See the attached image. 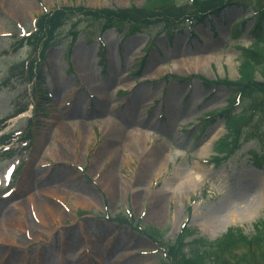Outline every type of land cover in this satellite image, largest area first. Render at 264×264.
Instances as JSON below:
<instances>
[{"label":"rangeland","instance_id":"1","mask_svg":"<svg viewBox=\"0 0 264 264\" xmlns=\"http://www.w3.org/2000/svg\"><path fill=\"white\" fill-rule=\"evenodd\" d=\"M10 1L0 0V120L29 103L37 108L42 104L45 110L9 119L0 132L13 135V157L0 156V264H162L166 257L160 247L136 230L148 226L162 232L165 243L175 240L183 224L208 241L231 227L254 234L253 224L264 219V212L251 224L225 225L231 214L241 219L264 201V158L255 169L259 159L253 154L264 153V105L249 127L248 140L221 166L226 175L221 171L180 192V179L172 181L159 214L148 212L154 191L162 190L163 179L176 168L185 175L194 166L219 170L208 162L215 155L213 144L226 134L224 119L206 116L217 114L233 96L214 82L238 79L239 47L251 42L252 11L262 0H237L201 22L185 21L161 32L151 27L131 36L116 29L101 32L100 23L91 20L76 27L75 40L64 28L44 53L29 44L15 50L43 14L60 8L126 9L145 0ZM15 1L32 8L24 7L22 13ZM178 3L184 5V0ZM30 63L32 76L27 72ZM77 66L86 68L90 79L83 81ZM39 77L44 80L38 87L44 101L34 88ZM92 85L101 91L90 90ZM99 101L106 103L100 111ZM78 109L87 115H79ZM29 118L32 138L20 143ZM118 121L127 133L149 131L147 146L163 147L159 177L153 169L136 187L142 141L118 140V150L128 143L129 163L120 152L113 160L93 158ZM208 141L210 151L200 159ZM6 170L13 174L2 180ZM106 173L118 187L111 200L101 186ZM222 176L227 183L220 182ZM121 179L128 182L127 190ZM206 220H212V234L202 232Z\"/></svg>","mask_w":264,"mask_h":264},{"label":"trees","instance_id":"2","mask_svg":"<svg viewBox=\"0 0 264 264\" xmlns=\"http://www.w3.org/2000/svg\"><path fill=\"white\" fill-rule=\"evenodd\" d=\"M237 0H184V5L178 0H145L136 7L130 5L126 9H101L84 10L83 8H60L53 9L38 18L36 31L21 39L16 44L15 50L29 44L38 53H44L56 36L68 28L72 40L78 38L76 27L83 22L98 21L101 25V32L116 28H122L128 35L144 33L151 27H158L159 30H167L171 26L181 24L184 19H200L201 14L212 11L216 14L219 9L226 5L235 4ZM189 4V5H188ZM195 9L194 12H187V7ZM254 23L249 31L251 43L246 47H239V72L236 81L227 79L214 82L221 84L231 91L233 98L227 101L226 107L210 114L208 117L218 115L224 119L226 135L217 140L213 145L216 156L210 159L214 164L231 157L238 151L242 142L246 139L247 132H250V125L259 118L264 105V0L260 5L255 6L252 11ZM73 19H76L73 22ZM242 24V23H241ZM238 37L236 33L235 38ZM34 64V63H33ZM23 65H21L22 67ZM36 66V65H35ZM35 68L27 65V72L32 76ZM42 78L39 77L37 85H41ZM208 84V83H207ZM41 91V89H38ZM44 93L40 92L42 101L46 100ZM242 103V106H239ZM239 106V107H238ZM23 108L0 120V131L2 124L7 120L19 115ZM37 105H34L36 110ZM236 108L238 112H235ZM264 108V106H263ZM38 110L43 114L45 108L41 104ZM31 122V121H30ZM249 125V126H248ZM248 126V127H247ZM31 127L20 137V142L32 138ZM255 135V133H253ZM257 137H259L257 135ZM254 139H259L252 137ZM263 139V138H262ZM11 133L0 136V149L11 144ZM6 154L11 158L9 150H0V154ZM254 154L258 165L262 164L261 155ZM264 165V162L263 164ZM254 234L245 235L238 227L227 229L226 233L214 241H208L197 236V230L184 224L173 242H164L163 233L151 226L145 229L138 228L148 240L160 247L166 261L162 264H264V219L253 225Z\"/></svg>","mask_w":264,"mask_h":264},{"label":"bare ground","instance_id":"3","mask_svg":"<svg viewBox=\"0 0 264 264\" xmlns=\"http://www.w3.org/2000/svg\"><path fill=\"white\" fill-rule=\"evenodd\" d=\"M10 2H12V0ZM18 3L19 2L15 1L14 4H18ZM18 5H17L18 9L20 8L21 11H23L24 7H25V9H31L32 8L31 5H29L28 3H20ZM22 13H24V11ZM200 62L197 61L196 63L198 64ZM77 69L79 70L83 81H87L88 79H90L89 78V73L87 72L86 68H83L82 66H77ZM89 89L94 91V92L101 91V88L94 87L93 85L90 86ZM95 89H97V90H95ZM99 102L101 104V107L98 104V107H97V109H99L98 111L103 110L104 107H105V104H106L104 101H99ZM131 106H134L136 109L139 108L138 105H131ZM175 112H178V111H175ZM77 113L79 115H82V116H86L87 115L86 113H84L80 109H78ZM139 114L140 113H138V115ZM106 124L108 125V124H111V123L109 121H107ZM146 124L148 125L150 123L146 122ZM77 125L81 126L82 123L79 122V123H77ZM63 127L65 129H67L70 126L66 127L64 125ZM111 127H112V129H110L111 134L108 135V139L104 143L103 147L101 149H99L93 155V158L96 159V158H99V157H102V156L105 155V157L107 156V159L113 160V158L117 159V157L115 158L114 155H116L117 152L118 153L120 152L123 155L122 156V160L126 159V163H129L130 160H131V157H130L131 156V152H130V150L128 148V143H124V145L122 147H120L119 150H118V146H117V144L119 142L118 140L122 139L123 141H126V140L130 141V139L131 140L133 139V141L135 143H138L137 141H139V142L142 141V143H140V145L142 146L141 147V149H142L141 152H142V155H144V156H143V161L141 162L142 165L139 168L138 177H137V181H136V187L140 186L139 184L145 178V174L146 173L148 174V172H152L153 169L156 171V177H159L160 174H161V166L159 164H160V159H162V152L164 151V149H163V147L161 145H158V146L157 145H152L150 147L147 146L146 138L149 137L150 132L149 131L148 132L145 131V135L141 134V133H135L134 132L135 130H133V132H131V133H129V132L127 133V132H125L123 130L124 129L123 121L121 123L119 121L115 122V123H112ZM135 127H137V126H135ZM207 144H208L207 146L205 145V149L200 151L199 154H198V157L200 159L205 158L206 155H207L206 154L207 151L208 150L210 151L211 142L208 141ZM169 158L170 157L168 155L166 157V159H165L164 167L167 164V161L170 160ZM157 164H158V166L156 167ZM155 167H156V169H155ZM191 169L193 170V172H187L186 175H185V173L182 172L183 169L181 167H178L175 170H173L168 175V177L163 179L164 186H163L162 190L154 191V193H153V195L151 197L150 209H149V212H148L150 215L155 216V215L159 214V211L163 207V205H162L163 196H165L166 192L169 191V188H170L169 186H170L171 183H173L172 181H177V180L180 179V185L181 186L179 185V188L177 189V191L180 192V188L183 187V188L186 189L191 184L203 183V182H205V178H208V176H210V177L216 176L221 171L223 172V175H226V172L224 171V169L222 170V168L219 171H215L214 173H212L211 170H207V169L205 171V168H201L200 166H194ZM195 169H197V170H195ZM180 172H182V174ZM8 174H9L8 172L4 173V175H2V177H1V179L2 180H6L5 178L8 176ZM262 176H263V179H264V174H262ZM169 179L171 181H168ZM101 182H102L101 186L106 191V194L108 195L109 199L111 200L112 197L115 198L116 197L115 189L118 188V187H117L116 182L113 179V177L112 176L110 177V173H106L102 177ZM220 182H222L224 184L227 183L226 177L224 178L222 176L220 178ZM128 185L127 186L125 185L126 186L125 187L126 190L129 188ZM210 186L213 187L212 184ZM120 192H122L121 188H120ZM198 211H199V208L197 206V209L195 210V213H197ZM263 212H264V201L258 207L254 208V209H252V211L248 212L247 216L241 217V219H239L236 216L231 214L230 218H229V221L227 222V224L225 226H227L228 223H231V222H233V223L236 222V223H239V224H241V223H243V224H251L255 219L259 218L262 215ZM211 223H212V220L202 221L201 227L203 229V231H202L203 233H205V232L206 233H210V231H211L210 227L213 228ZM210 234H212V233H210Z\"/></svg>","mask_w":264,"mask_h":264},{"label":"crops","instance_id":"4","mask_svg":"<svg viewBox=\"0 0 264 264\" xmlns=\"http://www.w3.org/2000/svg\"><path fill=\"white\" fill-rule=\"evenodd\" d=\"M121 183H122V185L126 184L125 182L122 181V179H121ZM127 183H128V182H127Z\"/></svg>","mask_w":264,"mask_h":264}]
</instances>
